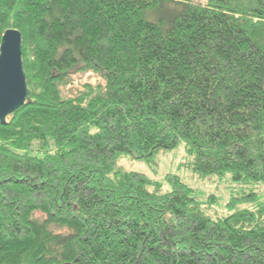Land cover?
<instances>
[{
  "label": "trees",
  "instance_id": "1",
  "mask_svg": "<svg viewBox=\"0 0 264 264\" xmlns=\"http://www.w3.org/2000/svg\"><path fill=\"white\" fill-rule=\"evenodd\" d=\"M9 28L31 102L0 122V264H264V0H0ZM181 145L242 186L228 213L118 164Z\"/></svg>",
  "mask_w": 264,
  "mask_h": 264
},
{
  "label": "rangeland",
  "instance_id": "2",
  "mask_svg": "<svg viewBox=\"0 0 264 264\" xmlns=\"http://www.w3.org/2000/svg\"><path fill=\"white\" fill-rule=\"evenodd\" d=\"M87 83L98 85L104 84L105 81L91 72L75 73L72 75L71 81L61 87L62 94L66 97L76 95ZM189 161L190 159L185 147L181 145L172 151L161 152L153 162L148 163L124 155L119 159L118 164L125 170L145 173L151 179L162 183L164 190L169 189L167 176L171 173L177 174L194 189L198 199L205 202V204H207L210 196L214 197L215 201L212 204H207L208 212L213 217L228 213L227 203L233 195L237 194L236 191L240 190L242 186L233 183L229 175L202 178L192 171ZM245 189L255 190L260 200H264V185H250ZM35 216L38 218L44 217L41 212H37ZM52 229L56 232H67L66 229H60L55 226Z\"/></svg>",
  "mask_w": 264,
  "mask_h": 264
},
{
  "label": "water",
  "instance_id": "3",
  "mask_svg": "<svg viewBox=\"0 0 264 264\" xmlns=\"http://www.w3.org/2000/svg\"><path fill=\"white\" fill-rule=\"evenodd\" d=\"M29 102L31 95L23 66L22 33L9 28L0 43V122L6 124L10 114Z\"/></svg>",
  "mask_w": 264,
  "mask_h": 264
}]
</instances>
